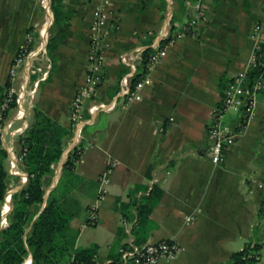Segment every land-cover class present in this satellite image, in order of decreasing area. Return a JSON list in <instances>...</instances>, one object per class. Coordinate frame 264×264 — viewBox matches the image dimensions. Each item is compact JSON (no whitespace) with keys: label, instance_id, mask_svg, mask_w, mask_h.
I'll list each match as a JSON object with an SVG mask.
<instances>
[{"label":"crops","instance_id":"0c3cea01","mask_svg":"<svg viewBox=\"0 0 264 264\" xmlns=\"http://www.w3.org/2000/svg\"><path fill=\"white\" fill-rule=\"evenodd\" d=\"M194 1L63 0L74 13L66 30L55 28L65 37L53 64L46 51L40 53L52 31L50 0L49 6L42 0H0V83L7 81L13 56L30 31L33 49L40 53L38 62L51 63L48 76L35 89L33 108L43 107L64 126L70 124L73 95L88 69L92 11L98 5L107 10L101 82L86 104L115 101V106L86 111L80 137L83 150L71 167H64L77 144L73 133L53 165V175L45 180L44 194L45 201L51 193L72 214L74 247L92 248L100 259L115 257L129 238L122 220L132 219L135 207L125 214L122 206L129 203L131 190L158 184L163 194L142 227L139 242L170 239L183 249L175 259L155 264H226L230 254L248 242L259 244V264H264V84L255 95L254 115L228 148L225 160L216 164L207 155L211 144L207 128L223 96L219 79L247 69L255 23L262 24L264 37V0H205L206 20L177 38L144 73L148 80L137 97L127 101L118 92L124 67L120 53L178 30L194 14ZM27 74L23 65L17 88L21 82L31 88L39 75L27 80ZM32 111L15 121L24 120L13 137L15 154L22 150L19 136L32 121ZM236 117L230 112L225 119L233 126ZM107 168H111L108 182L102 184L101 173ZM24 184L15 177V190ZM147 190L140 189L135 196ZM91 209L95 221L90 219Z\"/></svg>","mask_w":264,"mask_h":264},{"label":"built area","instance_id":"2783aa9c","mask_svg":"<svg viewBox=\"0 0 264 264\" xmlns=\"http://www.w3.org/2000/svg\"><path fill=\"white\" fill-rule=\"evenodd\" d=\"M42 1L45 5L49 6V0ZM104 3L109 4V0H104ZM192 9L194 14L191 15L178 30L166 34L162 39L156 42L139 45L134 49L120 53V60L127 69L120 78L118 92L122 94L127 101L137 97L139 90L148 80L145 74L133 79L138 71L145 48L151 47V51L145 62L146 71H148L155 63L165 56L167 50L177 38L190 34L199 20H206L205 0H195L192 3ZM106 24L107 10L98 5L92 11V20L89 28L90 45L88 51V69L85 73L83 83L75 90L69 116L76 143L80 142L82 123L86 119V111L94 113L97 110H110L115 106V101H97L89 105L86 104V101L94 96L96 88L101 82V69L105 60V48L108 45L104 39ZM261 31L262 24L259 22L255 23L251 32V36L255 39V45L251 53L248 67L232 77L224 89L222 106L220 108L216 106L213 109V117L207 128L208 136L211 139L207 155L213 163L219 164L225 160L228 148L241 135L247 122L255 113V95L263 87L264 75L258 77L251 87L246 85L245 80L249 68L256 65V49L260 46V43L264 41ZM46 37L47 36H45V40ZM32 42L33 34L29 31L26 33L13 56L8 73L10 86L0 103V147H4L8 151L7 160L9 164L7 168L10 174L5 202L11 200L12 193L15 191V177L20 176L21 183H26L28 179L27 171L21 167L23 152L21 150L18 154H15V137L13 139V137L10 136V129L17 119H24L31 113L34 106L33 97L35 89L40 81L48 76L51 69L50 61L46 63V66L38 62V55L40 53L45 54L46 49L43 47V50L39 53V51H35L33 47H29ZM47 60H49V58H47ZM23 65L27 66V80L32 74H39L32 80L33 85L31 88H28L27 85L22 82L18 88L15 86L19 70ZM230 112L244 117V123L238 128H233L225 119V116ZM110 172L111 168H107L101 173L102 184H107ZM89 216L91 221H95L96 214L94 209L90 210ZM187 219L191 220L192 217H187ZM3 222H7L6 217H3ZM122 224L129 238L120 246L115 257L100 259L94 255L91 260H85L72 256L62 264H155L159 260L175 259L183 249L179 242L170 239L147 240L144 242L137 241L133 233L134 228L137 226L136 215L130 220L123 218ZM25 261L23 264L31 263V261H29V263Z\"/></svg>","mask_w":264,"mask_h":264},{"label":"trees","instance_id":"16d2710c","mask_svg":"<svg viewBox=\"0 0 264 264\" xmlns=\"http://www.w3.org/2000/svg\"><path fill=\"white\" fill-rule=\"evenodd\" d=\"M50 7L54 18L52 31L46 42V52L54 64L55 51L65 37V33L58 34L55 28L62 26L66 30L74 10L65 8L63 0H50ZM29 47H33V42ZM150 51L151 47L143 51L141 63L133 79L146 72L145 62ZM126 69L124 65L120 76ZM262 75H264V41L256 49V65L249 68L246 85L251 87ZM231 79L224 76L219 79L218 86L222 95ZM9 86V79L4 84L0 83V103ZM221 106L222 101L217 107ZM243 123L244 117L238 116L232 127L238 128ZM73 133L71 124L61 125L45 111L36 106L33 108L32 121L19 136L23 152L21 167L27 171L28 179L23 186L12 193L6 223L2 222V204L6 199L10 174L6 163L8 151L0 147V264H23L29 255L32 259L30 264L63 263L72 256L78 259H92L94 255L92 248L74 247L77 232L69 229L72 214L53 199L51 193L46 201L44 198L45 180L53 175V165L61 158L65 142ZM82 150L83 143L80 141L70 151L64 167H71ZM140 189L148 190L136 197L135 194ZM162 194L163 189L158 184H153L150 188L137 185L130 192L129 203L122 206L125 214L130 211V207H135L137 226L133 232L137 241L143 240L142 227L149 222L150 212ZM43 203L45 204L42 207ZM258 248V243L252 245L248 242L242 249L233 251L226 264H259Z\"/></svg>","mask_w":264,"mask_h":264},{"label":"rangeland","instance_id":"374dc122","mask_svg":"<svg viewBox=\"0 0 264 264\" xmlns=\"http://www.w3.org/2000/svg\"><path fill=\"white\" fill-rule=\"evenodd\" d=\"M47 37H48V33H47ZM45 47H46V45H45ZM37 108H39V109L44 111L43 107L38 106ZM32 110H33V108H32ZM23 126H24V120H18L16 123H14L13 127L10 129V136L11 137H15V133L19 132L22 129ZM6 163L8 165L9 161L7 160ZM11 181H13V180H11ZM14 183H15V179H14ZM3 206H4V203L2 204V209L4 210ZM9 209L7 210V212L5 211L6 214L8 213ZM261 260H262V262H264V250H263L262 255H261ZM56 264H62V263H56Z\"/></svg>","mask_w":264,"mask_h":264},{"label":"bare ground","instance_id":"6f19581e","mask_svg":"<svg viewBox=\"0 0 264 264\" xmlns=\"http://www.w3.org/2000/svg\"><path fill=\"white\" fill-rule=\"evenodd\" d=\"M3 208H4L3 212L6 213L7 210L10 208V201H9V200H7V201L4 203ZM5 211H6V212H5ZM29 261H30V259L28 258V259H27V262H29Z\"/></svg>","mask_w":264,"mask_h":264},{"label":"water","instance_id":"95a60500","mask_svg":"<svg viewBox=\"0 0 264 264\" xmlns=\"http://www.w3.org/2000/svg\"><path fill=\"white\" fill-rule=\"evenodd\" d=\"M46 42H47V38L45 40V44H46ZM2 215H3L4 218L6 217V213H4V212H2ZM2 222H3V220H2Z\"/></svg>","mask_w":264,"mask_h":264}]
</instances>
